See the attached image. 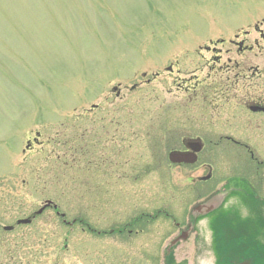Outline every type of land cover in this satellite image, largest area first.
<instances>
[{"label": "rangeland", "instance_id": "rangeland-1", "mask_svg": "<svg viewBox=\"0 0 264 264\" xmlns=\"http://www.w3.org/2000/svg\"><path fill=\"white\" fill-rule=\"evenodd\" d=\"M262 18L264 0H0V264H169V245L175 264H264V219H238L250 228L232 230L226 254L210 247L205 219L188 221L222 195L191 190L204 156L196 172L171 164L180 142L164 127L180 97L176 68L193 67L194 47L254 36ZM248 141L264 160V130ZM214 161L207 190L242 172L258 192L243 198L261 206L262 166L225 147ZM47 199L56 208L2 229Z\"/></svg>", "mask_w": 264, "mask_h": 264}, {"label": "flooded vegetation", "instance_id": "flooded-vegetation-1", "mask_svg": "<svg viewBox=\"0 0 264 264\" xmlns=\"http://www.w3.org/2000/svg\"><path fill=\"white\" fill-rule=\"evenodd\" d=\"M252 32L254 36L250 30H244L241 37L235 34L233 38L208 39L206 44H197L192 54L189 52L198 58L193 67L183 72L176 68V73L184 74L178 84L180 97L174 108L176 112L166 105L164 127L171 134L177 133L180 147L172 150L183 152L185 159L196 158L193 163L178 165L196 168L195 164L204 156L199 166L204 173L187 178V182L194 179L200 182L191 187L194 192L206 189L202 183L211 180L216 148L230 149L236 156L248 159L256 170L262 166L264 171V160L259 159L248 141L250 129L264 130V61L255 62L252 58L264 52V18L253 24ZM173 69L172 64L165 67L167 74L173 73ZM38 141L33 137L29 145ZM197 147L201 148L194 155L193 149ZM197 170L198 167L193 171ZM241 173H230L220 187L210 191L214 190L215 195L220 189L225 191L228 181L242 180ZM202 206L209 207L201 204L195 210ZM190 227L191 223L178 229L177 236Z\"/></svg>", "mask_w": 264, "mask_h": 264}, {"label": "water", "instance_id": "water-1", "mask_svg": "<svg viewBox=\"0 0 264 264\" xmlns=\"http://www.w3.org/2000/svg\"><path fill=\"white\" fill-rule=\"evenodd\" d=\"M194 150L198 151L199 147L195 148ZM169 160L171 162H173V163H178V162H182V161H184V162H193L195 159H185V156H183V154H181V152L172 151V152L169 153ZM47 204H49L48 201H47ZM43 208H44V206L41 207L40 209H38L32 216H35L36 214L41 213ZM30 221H31V218H25V219L18 220L17 223L18 224L19 223H24L25 224V223H29ZM10 228L11 227H5L6 230L10 229ZM185 236L186 235L184 233L181 235L182 238H184ZM176 241H177V239L172 241L171 244L174 245Z\"/></svg>", "mask_w": 264, "mask_h": 264}, {"label": "trees", "instance_id": "trees-1", "mask_svg": "<svg viewBox=\"0 0 264 264\" xmlns=\"http://www.w3.org/2000/svg\"><path fill=\"white\" fill-rule=\"evenodd\" d=\"M240 186L243 187V185H240ZM238 187H239V185L235 186L234 191H235V190H236V191H242V190H244V189H237ZM134 221H138V218H137V220L134 219ZM171 255H172V254H169V255H168V258H169V260H170V263H169V264H175V262L171 261V260H172V256H171ZM164 261H165V258H164Z\"/></svg>", "mask_w": 264, "mask_h": 264}]
</instances>
